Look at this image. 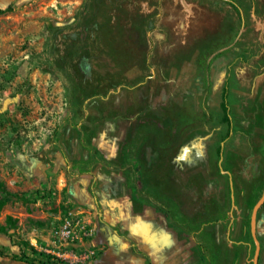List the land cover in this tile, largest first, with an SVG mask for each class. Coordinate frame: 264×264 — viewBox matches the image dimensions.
Wrapping results in <instances>:
<instances>
[{
	"label": "rangeland",
	"instance_id": "374dc122",
	"mask_svg": "<svg viewBox=\"0 0 264 264\" xmlns=\"http://www.w3.org/2000/svg\"><path fill=\"white\" fill-rule=\"evenodd\" d=\"M9 6L0 264L264 256V0Z\"/></svg>",
	"mask_w": 264,
	"mask_h": 264
},
{
	"label": "trees",
	"instance_id": "16d2710c",
	"mask_svg": "<svg viewBox=\"0 0 264 264\" xmlns=\"http://www.w3.org/2000/svg\"><path fill=\"white\" fill-rule=\"evenodd\" d=\"M11 9H12L11 6H9L6 10L0 9V14H3L7 11H11ZM0 210H1V206H0ZM7 220L11 221L10 218H8ZM0 233H3V228L1 226H0ZM20 253H21V258L19 260H16V261L21 262V263H27V261H26L27 258H26L25 253L22 249L20 250ZM0 257H7V256H4L3 252L0 250Z\"/></svg>",
	"mask_w": 264,
	"mask_h": 264
},
{
	"label": "crops",
	"instance_id": "0c3cea01",
	"mask_svg": "<svg viewBox=\"0 0 264 264\" xmlns=\"http://www.w3.org/2000/svg\"><path fill=\"white\" fill-rule=\"evenodd\" d=\"M111 251V250H110ZM112 252V251H111ZM113 253V252H112ZM114 254V253H113ZM114 256H115V258L118 260V261H120V262H122L121 261V259H123L121 256L119 257V256H116L115 254H114ZM258 264H264V256L263 257H260L259 258V260H258Z\"/></svg>",
	"mask_w": 264,
	"mask_h": 264
},
{
	"label": "built area",
	"instance_id": "2783aa9c",
	"mask_svg": "<svg viewBox=\"0 0 264 264\" xmlns=\"http://www.w3.org/2000/svg\"><path fill=\"white\" fill-rule=\"evenodd\" d=\"M95 256H96V253L94 252V250H89L87 252V257L94 258Z\"/></svg>",
	"mask_w": 264,
	"mask_h": 264
},
{
	"label": "water",
	"instance_id": "95a60500",
	"mask_svg": "<svg viewBox=\"0 0 264 264\" xmlns=\"http://www.w3.org/2000/svg\"><path fill=\"white\" fill-rule=\"evenodd\" d=\"M257 249H258V247H257ZM253 264H258L257 253H256L255 256H254Z\"/></svg>",
	"mask_w": 264,
	"mask_h": 264
}]
</instances>
